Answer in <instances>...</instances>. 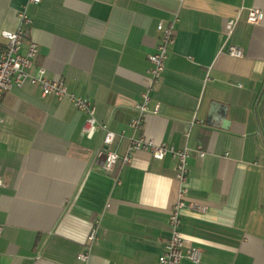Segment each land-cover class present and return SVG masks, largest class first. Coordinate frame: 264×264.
Here are the masks:
<instances>
[{
  "label": "crops",
  "instance_id": "obj_1",
  "mask_svg": "<svg viewBox=\"0 0 264 264\" xmlns=\"http://www.w3.org/2000/svg\"><path fill=\"white\" fill-rule=\"evenodd\" d=\"M252 7L264 11V0H0V41L25 8L22 52L35 41V64L95 105L118 135L111 148L125 154L144 136L191 150L187 203L207 209L182 211L185 249L201 260L181 264H264V19L249 23ZM175 17L151 112L133 129L157 25ZM0 118V264H158L181 187L171 154L139 150L106 171L103 132L87 137L69 98L31 82L5 92Z\"/></svg>",
  "mask_w": 264,
  "mask_h": 264
},
{
  "label": "built area",
  "instance_id": "obj_2",
  "mask_svg": "<svg viewBox=\"0 0 264 264\" xmlns=\"http://www.w3.org/2000/svg\"><path fill=\"white\" fill-rule=\"evenodd\" d=\"M39 3L41 0H30ZM20 24L16 30H4L1 36L5 39L0 41V106L6 91L14 85L22 86L26 82H31L41 88L44 96L54 95L60 99L69 98L75 107L83 112L86 116L83 133L87 137H92L97 131L103 132V144L105 145L104 168L106 171H112L119 160L124 163L132 161L133 153L139 150L149 151L154 158L163 160L167 155L171 154L176 161V177L181 184L179 196L175 204L171 208L169 226L170 237L164 244L162 252L158 257V264H181L184 259H189L194 263L201 260V250L198 248L185 249V239L182 232L183 217L182 211L189 206L192 209L206 211L207 207L190 203L187 199L189 194L188 173H189V157L191 150L187 147L177 149L164 143H157L154 140L144 136L132 137L130 139L128 150L125 154H120L111 146L114 144L117 133L111 130L107 124H101L95 117L96 107L87 98L77 95L69 90L64 79H52L47 75V71L43 66L35 64L38 55V44L30 41L25 52H22L24 41L28 35V29L32 24V16L24 8L19 12ZM264 19V11L258 7L249 8L247 21L251 24H258ZM178 17L173 20H161L157 25L160 33V41L157 44L156 51L149 56L150 68L148 88L143 93V101L136 104L139 115L135 117L130 127L133 129L140 128L144 117L151 112L149 104L152 100L151 92L155 85L161 79L166 68L169 57L170 47L175 43V24ZM238 18H232L227 22V30L230 35L236 26ZM229 55L234 57H243V50L233 44L227 47ZM159 105L153 110L157 113ZM2 119L0 118V122ZM200 156L204 157L206 152L202 146H198ZM1 182V180H0ZM2 227L0 226V232ZM97 240V227L93 226L88 234V242L93 243ZM90 255L89 248L78 255L81 261H87Z\"/></svg>",
  "mask_w": 264,
  "mask_h": 264
},
{
  "label": "water",
  "instance_id": "obj_3",
  "mask_svg": "<svg viewBox=\"0 0 264 264\" xmlns=\"http://www.w3.org/2000/svg\"><path fill=\"white\" fill-rule=\"evenodd\" d=\"M103 156H104V160H105V157H106V156H105V153H103Z\"/></svg>",
  "mask_w": 264,
  "mask_h": 264
}]
</instances>
